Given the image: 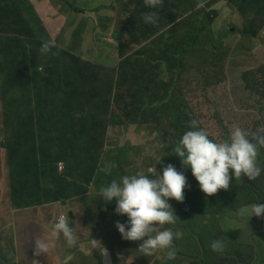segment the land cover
Segmentation results:
<instances>
[{"label": "trees", "instance_id": "1", "mask_svg": "<svg viewBox=\"0 0 264 264\" xmlns=\"http://www.w3.org/2000/svg\"><path fill=\"white\" fill-rule=\"evenodd\" d=\"M217 1L220 0H204L203 7L196 8L197 0H161V6L156 10L146 7L145 0H130L125 3L127 15L124 21L113 31V37L118 41L119 59L105 64L86 60L75 50L60 45L58 40L61 38L55 40L45 32L43 35L38 32L32 25L34 17L29 0H0L4 123L0 148L6 151L13 209L37 208L72 199L79 200V204L88 201L92 205L98 204L100 210L108 209V204L101 201L99 188L125 175L126 168L129 174L143 171L128 165L123 154L125 147L114 148L108 142L107 132L111 125L146 123L148 129L158 133L157 142L163 156L156 164L157 172L169 163L180 171V159L172 149L189 129L190 119H196L210 139L219 142L218 139L222 141L228 137L227 125L222 129L218 125L212 130L205 128L179 90L183 73L192 69L198 71L195 62L208 66L206 54L216 64L220 57V51L215 50L220 48L221 42L211 28L215 15L209 10ZM225 1L248 21L243 32L255 34L264 25V0ZM155 11L158 21L146 24L143 15ZM83 28L82 24L78 26L80 33ZM206 28L208 34L199 39L198 34ZM223 35L221 33L220 37ZM47 40L54 41V47L48 53H41L39 48ZM215 71L217 67L199 72L208 77ZM165 72L167 78H160ZM260 72L248 85L264 100V71L260 69ZM260 112L264 114V108H260ZM75 113L80 115L77 117ZM256 130L257 123L254 125ZM221 131L222 137L215 135ZM258 152L264 153V147ZM59 161L65 164L64 170L59 171ZM109 165L110 170L106 173L104 169ZM184 175L187 187L183 189V201L170 198L169 203L176 216L188 219V236L197 228H203L196 221L199 217L207 219L225 209L236 211L239 193L243 197L255 195L253 200L246 199L244 205L264 202L257 197L261 190L254 183L264 178L262 174L252 180L254 182L243 175L230 179L228 189H218L210 195L199 189L190 169ZM77 184L78 189L73 195L72 190ZM88 193H92V197H88ZM73 203L69 205L73 206ZM213 222L214 230L207 228V237L231 242V250H235L229 256L236 258L230 259L228 264H241L243 243L249 259L250 252L254 251L253 238L229 237L223 229L215 230L217 219ZM179 225L178 221L171 225L173 233L178 231ZM260 226L256 229L251 225V228L256 236L261 235L264 239L263 221ZM198 237L203 248L206 237ZM3 240L0 236V244ZM136 242L129 240V247H134ZM161 251L156 263L172 264L162 254L164 250ZM15 252L17 250L12 249V254ZM207 253L210 254V250L199 253L204 256V264H214L206 261ZM179 255L180 251H176L178 258L174 257L173 264L175 259L180 264Z\"/></svg>", "mask_w": 264, "mask_h": 264}, {"label": "rangeland", "instance_id": "2", "mask_svg": "<svg viewBox=\"0 0 264 264\" xmlns=\"http://www.w3.org/2000/svg\"><path fill=\"white\" fill-rule=\"evenodd\" d=\"M54 1L58 3L59 7L62 6L65 11L71 13V20L74 23L73 27L69 25L67 26V29L61 28L58 31L60 32L58 37H61V39L58 40L60 45L75 50L86 60L98 61L105 64H107L110 60L117 62V59H119L117 51L118 41L113 36L111 37V33L116 28L118 29V27L121 26L122 21H124L127 15L125 3L128 2V0H105V3L108 6L105 8L98 6L99 10L98 7L94 8L92 12L95 13H90L87 4L82 3V12H80L78 15H75L74 10L69 8L66 0ZM102 10L108 12V15L102 16ZM209 10L215 15V19L211 28L214 30H212V32H215V35L221 42L220 48L215 50L216 52L220 51V57L217 59L216 64L215 61L210 58L209 54H206V56L209 58L208 66L200 64V62H195L194 66L198 69V71L196 69H192L191 71L184 72L182 76L183 80H181L179 83V90L185 101L198 114L199 122L209 130H212L215 125H218L220 129L227 125L229 128L227 130H231L233 127L239 126L246 127L249 132H255L254 125L256 123L257 129H264V114H261L260 112V108H264V100H262L259 95L252 90L250 85H248V83L252 82V77L260 75V69L264 71V25L255 34L243 32L242 29L248 23V21L225 0L217 1L212 5V7L209 8ZM36 12L42 16L44 23H48V27L52 31L51 28L53 24L49 22L50 17L49 14H47V2L45 0H41L39 2V8H37ZM97 23L101 25H98ZM59 24L60 23H57L56 25ZM81 24L84 25L82 32L80 33L78 30L77 33L74 34L71 31V28H76L77 25L80 26ZM32 25L38 32H40L42 35L44 34L42 25L38 24L35 19L32 21ZM97 26L100 28L97 29ZM208 31V28L204 29L198 34V38H203V36L208 34ZM47 32L52 38H55L53 33H50L48 30ZM84 33L87 40L83 37ZM221 33H224L222 37H220ZM97 35H100V40L105 42L106 45H102V43H96L98 42L96 38ZM57 38L55 40H57ZM111 38L115 41H111ZM216 67L217 71L213 72L211 75H208V77L199 72L200 70H214ZM1 70L2 60L0 56V144L4 138ZM160 78H167V73H161ZM42 85L46 86V83H43ZM152 115L150 118H152ZM145 124L146 123L135 122L131 125L124 126L111 125L107 132L108 142L111 143L114 148H126L123 152L127 153V160L132 163L131 168L134 170L140 169L147 171L149 167L156 166L157 162L163 156L162 147L157 142L158 133L156 131H152L150 128H146ZM215 135L222 137L223 131L219 133L215 132ZM218 140L221 141L220 139ZM130 141V145L126 146V142ZM258 154L259 158L257 161L262 167L261 174L264 175V153L258 152ZM105 163L108 164V160H106ZM187 170V168H184L182 164H180V171L184 173ZM9 178L10 171L7 165L6 151L1 147L0 198L2 200H0V236L4 240L1 241L0 264H32L33 259L38 261V264H60V260L55 254V259L52 260L53 252L51 248L53 245H49V251L52 255L50 258H44L45 255L43 253H34V239H43L41 231L48 230L49 220H52L54 213H45L41 220H37L35 214L32 213V215L25 218L24 223H22L19 227H17L14 222H9V220L5 217L6 214L10 217H13L17 212L11 206L12 202L10 197V189L8 191ZM250 181L254 182L252 180ZM254 183H256L258 188L261 190L260 195L257 197H260L261 200L264 201V178H260L258 183L257 181ZM79 184H82V181H80ZM237 188H239L238 185ZM75 189H78V184L72 190L73 195L75 193ZM254 198L255 195L252 193L247 194L246 197H243V195L239 193L237 195L236 201L237 209L241 206H244L246 199L253 200ZM109 204L115 206L114 201ZM87 206H92L91 214H89V218H92L90 222L91 230H93L91 234L92 239L97 240L96 234L104 225H106L105 232L110 228L106 234V237L111 235L112 230H116L113 238L109 237V240L100 244L101 248L115 246L116 248H124L125 250L136 249L132 245H130V247H125L126 242L123 241V238L114 227L115 221H121L117 214H115V217L113 211L114 208L108 209L110 210L107 212L109 218L106 217L105 224L99 226L97 225V221L95 223V220L102 212L98 204L92 205V203L88 201L86 204H78L76 210H85L83 214L84 216L86 215ZM48 207L50 208V206ZM236 211H232V209H225L223 211L211 214L213 217H208L207 219L200 217V219H198V223L201 225L203 224V228H197V230L190 236H188L185 231L187 222L183 221L181 229L177 232H174L175 235L173 241L174 247L178 252L180 251L181 253V255H179L181 261L180 264H204V256L202 257L201 254H199L204 249L207 251L210 250V254H206V261L208 260V262H213L214 264H228L230 259L236 258L235 255L229 256L235 251L231 250V242L225 243L226 246L222 252H213L210 248V244L216 238L212 236L207 237L206 232L207 228H212L214 230L213 220H216L217 217L219 218V222L222 226L221 229L226 228L229 230L230 226L224 222V218L227 217L228 220H231L237 217L239 219L240 216L236 214ZM62 213H65V211L58 213V215H61ZM261 217L264 224V215L260 216L259 218L261 219ZM242 218L240 219L241 226L247 228H251V225L253 226L252 222L259 219L256 216H252L248 220L246 218L242 220ZM204 220H207V222L203 223ZM177 221L179 224L181 221L180 215L177 216L176 222ZM256 223H258V221ZM260 224L261 223H259L258 226ZM235 226L239 225L237 224ZM164 228L171 229V225H157L153 229L152 235H155L159 229ZM234 230V234L231 232H226L225 234L227 236H232L233 234L232 237L237 239L250 238L253 235L254 241L252 243L254 247V254L252 258L248 259V251L245 247V243H243V248L245 249L242 252L243 254L241 256V264H264V239H262V236H256L253 231V234L247 233L241 228H235ZM101 232L103 233V230H101ZM198 236L206 237L203 240V248H201V241ZM256 238L258 239V243H256ZM91 245L92 240L89 242V245L87 244V248L89 250L87 257L83 254L79 255L75 253L72 256V260L67 264H105L104 255L100 248L94 249L96 254H90L93 250ZM12 249H15V251L17 250V253L15 252L12 254ZM135 251H138V256L132 255L129 260L126 258L123 260L119 258L118 255L117 257H114L112 251H110L113 264H137V261L139 264H155L152 259L157 256L156 252L146 256L141 252L140 249ZM21 252L29 255L31 258L24 261L25 257H21ZM67 253L68 249L65 248L63 252L59 251V256L62 257ZM141 254L143 256H141ZM162 254L164 256L166 255V253ZM190 255L192 258L189 257ZM175 258H178V256ZM6 259H8L9 262H7ZM169 261H171L173 264V259ZM174 264H179L178 259L174 260Z\"/></svg>", "mask_w": 264, "mask_h": 264}, {"label": "clouds", "instance_id": "3", "mask_svg": "<svg viewBox=\"0 0 264 264\" xmlns=\"http://www.w3.org/2000/svg\"><path fill=\"white\" fill-rule=\"evenodd\" d=\"M203 4L204 0H197L195 7H203ZM100 6L105 8L108 5L103 3ZM145 6L157 10L161 6V0H145ZM73 7H77V4ZM143 21L146 24L156 23L157 11L145 13ZM52 47L54 41L47 40L41 44L39 51L48 53ZM74 115L78 117L80 114ZM188 124L189 129L183 132L172 150L179 157L182 166L190 169L204 194L210 195L216 193L218 189H228L230 179L243 175L249 180H254L261 174L262 167L257 161V154L258 149L264 147V129L249 132L239 126L233 127L226 139L217 142L210 139L208 132L198 126L196 119H190ZM110 167L111 165L106 166L104 171L107 173ZM185 187L187 183L184 173L169 163L159 172L153 168L150 174L136 171L134 174L122 175L118 180L113 179L99 188V195L101 201L108 203L114 201V213L126 217L123 222L119 220L114 222L123 239L141 241L139 248L146 256L156 250H166V258L171 260L177 251L173 243L175 235L173 231L164 228L155 235L152 233L157 225H172L176 222L177 216L169 199L183 201ZM236 214L247 220L252 216L259 218L264 214V202L241 206ZM71 221L73 219H70L69 212L58 215L51 226L50 237L34 239V253L45 254L50 240L61 235L68 246L76 245L77 241L70 227ZM97 243L101 252L105 251L98 240L92 239L91 247L97 248ZM225 246V242L219 238L210 244L213 252H222ZM160 254L152 261L156 263ZM253 254L254 251L250 252L249 259ZM32 264H38V261L33 259Z\"/></svg>", "mask_w": 264, "mask_h": 264}, {"label": "crops", "instance_id": "4", "mask_svg": "<svg viewBox=\"0 0 264 264\" xmlns=\"http://www.w3.org/2000/svg\"><path fill=\"white\" fill-rule=\"evenodd\" d=\"M40 1L41 0H29V2L31 4V8H32V14L31 15L34 17L35 21L38 24L42 25V28L44 29L45 33H47L49 35V33L47 32V30H48L50 33L54 34L55 38H52L49 35L52 39H56L60 35V32H58V31L61 28L67 29V26H69V25H71L73 27L74 23L71 20V13L70 12L65 11L62 6L59 7L58 3L55 2L54 0H45L47 2V9H48L47 14H49V17H50L49 22H51L53 24V26L51 28L52 31H51L50 28L48 27L49 26L48 23H44L42 16H40V14L36 12L37 8H39V2ZM66 3L69 5V8L74 10L75 15H78L80 12H82L81 11L82 3L87 4L88 10L90 11V13H95V12H92V10L94 8H97L101 4L105 3V0H66ZM76 4H77V7H73ZM98 10H99V7H98ZM103 15H108V12H105L102 10V16ZM45 21H47V20H45ZM57 23H60V24L56 25ZM98 25H101V24H98ZM99 28L100 27L97 26V29H99ZM71 31L74 34H76L78 31V25L76 28H73V29L71 28ZM112 36H113V32L111 33V37ZM83 37H84V39L87 40L85 33H84ZM59 38H61V37H59ZM96 38L98 40V42H96V43L102 42L100 40V35H97ZM67 40H70V39H67ZM111 41H115V40H112V38H111ZM115 44H117V43H115ZM128 125H131V124H128ZM133 125H135V124H133ZM145 126H146V124H145ZM146 128H147V126H146ZM123 154L125 156V159L127 160V153L123 152ZM131 164L132 163L130 161H128V165H131ZM153 168L155 170H157L156 166L155 167L151 166V167H149V169L147 171H143V172H145V173L149 172L150 173V170H152ZM136 170H139V169H136ZM127 172H130V171H128L126 168L125 175L129 174ZM120 176H122V175H120ZM120 176L118 177V179L120 178ZM7 188H8V184H7ZM8 191H9V188H8ZM88 197H92V193H88ZM0 200H2V199L0 198ZM72 201H74L73 206H70L69 204ZM78 201L79 200H77V199H72L71 201L66 202V203L59 202V203L47 204L45 206H40L37 208H28V209H21V210L15 209V211H17V212L14 214L13 217L8 216L7 214L5 215V217L9 220V222H14L15 225L17 227H19L22 223H24L25 218L27 216L32 215V213L35 214V217L37 220H41L42 217L47 212L54 213L52 220H49L48 230L47 231H44V230L41 231V235L43 236V239H48L50 237V233H51L52 221H53V223L55 222V219H56V216L58 215V213L63 212V211H65V212L72 211L73 212V221H71L70 227L73 229L74 237H75V240L77 241L76 245L71 246V247L68 246L65 239L61 235L58 238H52L49 242V245H53L51 248L52 252H53V256L50 254L51 252L49 251V248L45 254L43 253L45 255L44 258H50L52 256L53 257L52 260H54L55 255H56L57 258L60 260V264H67L72 260V256L75 253L79 254V255L83 254L87 257V253L89 251L87 248V244L89 245V242L92 240L91 234H92L93 230H91V226H90V222H91L92 218H89V216H90L89 214H91V211H92L91 206H87L86 215L83 216L85 210H83V211H77L76 210V208L78 207V204H79ZM105 203L108 204L109 208H112V209L114 208V206L112 204H109L108 202H105ZM48 206H50V208ZM108 209L102 210V212L100 213V216L95 220V223H96V221L98 222L97 225L102 226L105 224V218L106 217L109 218L107 212L110 210H108ZM114 215H115V213H114ZM262 215H264V214H262ZM115 217H116V215H115ZM118 218L121 219V222H123L126 219V217L123 215L118 216ZM198 219H200V217ZM198 219H196L197 222H199ZM216 219H217L218 225L215 227V230L218 231V230H220V228L222 226L219 222V218L217 217ZM183 221L187 222L188 219L181 218L180 225L178 226V231L181 229ZM257 221H258V223H256ZM261 221H262V217H261V219L259 218L255 221H253L252 222L253 227H255L256 229L260 228L262 225L258 226V224L261 223ZM224 222L228 226H230L229 230H227L226 228H223V232H225V233L231 232L234 234L235 228H241V229L245 230V232H247V233H252V231L254 232V230L251 228L242 227L240 220L237 217L235 219H231V220H228L227 217H225ZM203 223H205V221H203ZM237 224L239 226H235ZM201 226L203 227V225H201ZM114 227H115V225H114ZM105 229H106V225L102 226L100 231L96 234V239L97 240L101 239L99 241L100 244L109 240L110 238H113L114 233L116 232L115 229L112 230L111 235L109 236L110 238H109V237H106V233L108 232V230L110 228L107 229L106 232H105ZM101 230H103V233L101 232ZM185 231H186V233H189L190 229L186 228ZM233 234H232V236H233ZM254 234H255V232H254ZM232 236H229V237H232ZM251 238H253V235L250 238H243V239L248 240ZM123 241L126 242L125 247H129V240L123 239ZM140 243H141V241H137L134 245V247L136 249H133V250L132 249L125 250L124 248H116L115 246H107L106 248L109 249L110 251H112V254L114 257H117V255H118L119 258H121L123 260H125V258L129 260L132 255L138 256V253H137L138 251H135V250L140 249L139 248ZM0 246H1V244H0ZM96 246L98 248V243ZM65 248L68 249V253L63 255L62 257H60L59 251L63 252L65 250ZM104 248L105 247H103V249ZM94 249H96V248H93L92 252L91 253L89 252V253L90 254H96ZM155 252H156V255H158V253H160L161 250H156ZM165 253H166V250H164V254ZM180 255H181V253H180ZM23 256L25 257L24 261L29 260L31 258L29 255L21 252V257H23ZM141 256H143V255L141 254ZM141 258H143V257H141ZM111 259H112V256H111ZM118 261H119V259H118ZM28 264H30V263H28ZM137 264H139L138 261H137ZM151 264H153V263H151ZM155 264H159V263H155Z\"/></svg>", "mask_w": 264, "mask_h": 264}, {"label": "water", "instance_id": "5", "mask_svg": "<svg viewBox=\"0 0 264 264\" xmlns=\"http://www.w3.org/2000/svg\"><path fill=\"white\" fill-rule=\"evenodd\" d=\"M69 217L70 219H73V213L72 212H69ZM105 251H103V255H104V261H105V264H113L112 262V259H111V253L109 251V249L107 248H104Z\"/></svg>", "mask_w": 264, "mask_h": 264}, {"label": "built area", "instance_id": "6", "mask_svg": "<svg viewBox=\"0 0 264 264\" xmlns=\"http://www.w3.org/2000/svg\"><path fill=\"white\" fill-rule=\"evenodd\" d=\"M58 167H59L60 170H63L65 168V164L62 161H60L58 163Z\"/></svg>", "mask_w": 264, "mask_h": 264}, {"label": "bare ground", "instance_id": "7", "mask_svg": "<svg viewBox=\"0 0 264 264\" xmlns=\"http://www.w3.org/2000/svg\"><path fill=\"white\" fill-rule=\"evenodd\" d=\"M8 223V222H7Z\"/></svg>", "mask_w": 264, "mask_h": 264}]
</instances>
